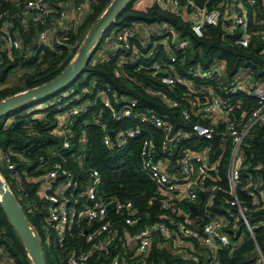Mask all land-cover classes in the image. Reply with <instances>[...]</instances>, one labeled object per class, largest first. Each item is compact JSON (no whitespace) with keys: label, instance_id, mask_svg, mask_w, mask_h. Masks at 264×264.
<instances>
[{"label":"built area","instance_id":"1","mask_svg":"<svg viewBox=\"0 0 264 264\" xmlns=\"http://www.w3.org/2000/svg\"><path fill=\"white\" fill-rule=\"evenodd\" d=\"M95 2L96 0H79V4H73V8L79 11L82 3L91 6ZM154 2L188 21L197 37L202 36L207 26L220 25L224 33L237 35L234 39L236 45L247 47L251 43H258L264 50V0H227L222 8L198 6L189 0ZM63 4L61 0H22L18 13L11 12L12 10L0 12V41L9 48H19L20 41L14 36L17 32L14 20L27 25L30 19L39 23L46 22L45 27L37 32L35 40L39 44L49 43L55 20L66 17ZM72 28L71 24L65 26L62 34ZM56 37L54 35L52 40ZM106 43L113 52L117 48L126 51L127 55L120 59L132 65L139 64L137 71L143 70L146 77L154 80L153 84H149L143 78L127 77L146 94L159 98L169 108L176 110L181 125L171 124L167 115L159 114L148 106L140 107L134 98L121 96L113 104L110 99L113 91L106 83L98 84L99 88L92 100L86 97L85 91L75 93L70 88L58 97L48 98L28 108L26 112L48 106L65 108L50 130V134L62 138V149L71 147L70 126L73 119L95 100L108 109L115 122L135 119L140 125H149L162 131L160 157L156 159L153 156L151 141L145 138L139 152V166L159 189L162 195L161 208L166 212L159 216V221L132 235L124 232V254L114 255L109 264H149L144 257L154 235H158V241L164 240V244L176 250L184 259L194 260L196 252L207 256L220 250H230L237 244V232L242 228L254 242L255 264H264V243L260 247L254 236L255 229L264 227V220L253 221L254 216L249 208L241 204L236 196L242 171L248 166L242 144L264 120V84L256 79L251 82L253 76L249 74L229 75L224 63L220 61H215L208 67L199 64L185 66V55L190 42L180 38L168 23L128 28L116 38L108 37ZM117 75L121 73L117 72ZM237 94L255 100L256 105L235 111L232 99ZM61 99L65 101L61 102ZM89 123L98 125L103 130L102 144L108 148L121 147L141 134L139 125L113 131L95 117ZM191 136L215 140L222 153L228 152L225 169L228 194L233 198L231 206L224 209L223 215L207 210L201 226H196L193 219H175L168 212L171 210L181 216L184 211L180 202L186 200L193 204L199 184L216 170L218 160L210 163L209 146L181 147ZM82 139L83 136L80 141ZM21 159L26 161L25 158ZM0 160L5 162L7 169H14L15 164L3 154H0ZM14 177L18 179V176ZM39 180L40 197L47 203L46 221L59 241L66 239L74 223L82 219L95 223L92 228L84 230L88 247L68 254L70 264H87L91 254L115 247L116 239L122 238L118 237L119 226H116L109 215V206H113L115 214L123 216L125 225L133 226L136 222L130 202H120L112 197L103 198L98 193L101 177L96 169L88 170L80 181L70 169L59 162H53ZM195 186L196 190L193 189ZM217 189L214 184L206 187L207 206H210L209 199ZM244 189L250 198L251 207L260 208L264 194L260 178L247 176ZM78 190L81 192L76 196ZM78 197L83 198L80 201ZM50 235V230L44 233L45 241H50ZM128 240H132L135 245L133 251L126 245ZM96 259H99V255ZM0 264H12L2 247Z\"/></svg>","mask_w":264,"mask_h":264},{"label":"trees","instance_id":"2","mask_svg":"<svg viewBox=\"0 0 264 264\" xmlns=\"http://www.w3.org/2000/svg\"><path fill=\"white\" fill-rule=\"evenodd\" d=\"M111 1L96 0L75 27L65 34H58L56 39L50 40L47 44H39L35 40L37 32L45 27V21L39 23L29 20L27 25H22L14 20V27L17 29L14 36L19 39L20 47L9 48L0 41V100L43 84L57 76L75 56L89 29ZM136 1L130 0L120 12L97 43L91 59L67 89L72 88L75 93L85 91L86 97L92 100L99 88L98 84L106 83L113 91L110 97L113 104L116 98L121 96L134 98L140 107L148 106L159 114L167 115L171 124L181 125L176 110L169 108L159 98L146 94L141 87L127 77L143 78L149 84H153L154 80L146 77L143 70L137 71L139 64L132 65L120 59L121 56L127 55L126 51L117 48L113 52L106 43L108 37L116 38L128 28L155 26L162 23H168L174 27L180 38L189 40L190 47L185 55V66L199 64L208 67L213 62L220 61L224 63L229 75L249 74L257 82L264 84V50L258 43H251L247 47L236 45L234 39L237 35L224 33L220 25L207 26L202 36L197 37L190 29V23L175 12H171L169 8L152 2L145 9H138L135 7ZM189 1L207 8L213 6L222 8L227 0ZM21 5L22 0H0V12L12 10L11 12L18 13L17 10L21 8ZM59 38L61 40L58 41ZM97 54L103 55L104 58L94 62L92 58ZM2 69L6 70L2 71ZM14 69L20 72L10 78V72ZM117 72L121 75H117ZM60 93L52 97H58ZM64 101L65 99H61V102ZM232 101L235 111L256 105L255 100L241 94L233 96ZM42 102L20 106L0 118V154L15 164L14 169L9 170L5 162L0 160V174L18 200L31 228L38 235L42 249L44 233L50 230V250L47 254L43 253L46 263L70 264L66 256L71 251L88 247L84 230L92 228L95 223H88L82 219L72 225L66 239L59 241L46 221L47 203L37 191L39 179L44 177L53 162H59L70 169L80 181L88 170L96 169L101 177L98 193L103 198L112 197L120 202H130L134 211L133 217L136 218L133 226L125 225L123 216L115 214L113 206H109V215L116 226H119L118 237L122 238L116 239L115 247H110L107 251L95 252L87 260V264H109L114 255L124 254L122 244L124 232L132 235L149 224L159 221V216L166 212L161 208L162 195L159 189L139 166L142 141L145 138L150 139L153 156L158 159L163 133L152 126L140 125L135 119L115 122L111 119L108 109L103 107L100 101L95 100L73 119L70 126L71 147L62 149V138L50 134V130L57 123V116L65 108L57 109L55 106H48L26 112L28 108ZM93 117L113 131L139 125L141 134L128 140L121 147L108 148L102 144L103 130L98 125L89 123ZM254 130L257 132L254 133ZM254 130L242 144L248 166L242 171V180L236 189V196L241 204L249 208L254 216L253 221H257L264 220V194L262 206L254 209L244 188L247 176H258L264 192V120ZM82 136L83 139L80 141ZM199 146L210 147L209 161L214 163L218 160L216 170L199 184L196 190V201L193 204L186 200L180 202V207L184 211L181 216L177 215V212L168 210L175 219L195 220L196 226H201L205 221L203 216L207 210L223 215L224 209L231 206L230 203L233 200L228 194L226 179L228 152L222 153L217 141L205 140L197 136H191L181 145V147L192 148ZM21 158H25L26 161ZM15 175L18 179L14 177ZM212 184L218 189L209 199L210 206H207L206 187ZM79 192L81 190H78L75 195L77 196ZM82 198L78 197L80 201ZM191 206H196V211ZM254 236L259 246L263 247L264 227L255 229ZM236 240L237 244L230 250H220L207 256L196 252L194 260H187L180 253L171 252V248L161 239L159 243L152 242L149 245L144 258L149 264H255L254 242L249 234L242 228L237 232ZM159 244L162 245L159 246ZM0 247L4 249L6 258L12 264H32L1 206ZM97 255H99L98 260Z\"/></svg>","mask_w":264,"mask_h":264},{"label":"water","instance_id":"3","mask_svg":"<svg viewBox=\"0 0 264 264\" xmlns=\"http://www.w3.org/2000/svg\"><path fill=\"white\" fill-rule=\"evenodd\" d=\"M129 1L130 0H112L110 2L108 7L89 29L75 56L57 76L43 84L28 88L0 100V118L20 106L44 101L52 97L54 94L66 90L77 79L80 72L91 59L97 43ZM5 70L6 69H2V71ZM250 80L251 82H254L255 78L251 77ZM221 126H223V124H221ZM255 132H257V130H254V133ZM196 188L197 187L195 186L193 189L196 190ZM0 206L10 225L16 231L21 240L31 263L47 264L38 235L31 228L18 200L8 187V184L2 178L1 174ZM191 208L196 211V206H191ZM152 240L153 242L158 241V235H154ZM68 257L69 255L66 256V259H68Z\"/></svg>","mask_w":264,"mask_h":264},{"label":"crops","instance_id":"4","mask_svg":"<svg viewBox=\"0 0 264 264\" xmlns=\"http://www.w3.org/2000/svg\"><path fill=\"white\" fill-rule=\"evenodd\" d=\"M63 1V6L64 9L66 10V17L64 19H56L50 34V40L53 39L54 35H61L62 32L65 29V26L71 24L72 27H75L77 25V23L84 17V15L89 11L90 6L89 4L86 3H82V7L81 10L76 11L73 8V4H79V0H61ZM152 2H154V0H137L135 2V7L138 9H145L146 7H148ZM53 5V4H52ZM185 11V10H182ZM30 17V16H29ZM30 20V19H29ZM100 55V54H98ZM102 58V57H101ZM17 75V74H16ZM38 193L39 195L41 194V190L40 187L38 188ZM157 243H159V241H156ZM126 245L128 247L129 250H134V243L132 240H128L126 241ZM162 244H159V246H161ZM169 247V246H168ZM171 248V247H170ZM171 252H177L176 250L171 248Z\"/></svg>","mask_w":264,"mask_h":264},{"label":"rangeland","instance_id":"5","mask_svg":"<svg viewBox=\"0 0 264 264\" xmlns=\"http://www.w3.org/2000/svg\"><path fill=\"white\" fill-rule=\"evenodd\" d=\"M102 57V55L100 54V55H95L93 58H92V60L95 62V61H97V60H99L100 58ZM19 72H20V70H18V69H14V70H12V72H10V78L12 77V76H16V74H19ZM13 78V77H12ZM2 176V175H1ZM3 178V177H2ZM4 179V178H3ZM5 180V179H4ZM50 248V245H49V242L48 241H45L44 240V248L42 249L43 250V253L44 254H47L48 253V251L50 250L49 249ZM46 258H47V256H46Z\"/></svg>","mask_w":264,"mask_h":264}]
</instances>
